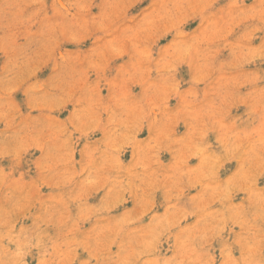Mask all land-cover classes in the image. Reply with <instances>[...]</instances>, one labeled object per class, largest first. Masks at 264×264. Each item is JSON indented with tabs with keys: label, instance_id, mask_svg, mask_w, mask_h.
<instances>
[{
	"label": "rangeland",
	"instance_id": "obj_1",
	"mask_svg": "<svg viewBox=\"0 0 264 264\" xmlns=\"http://www.w3.org/2000/svg\"><path fill=\"white\" fill-rule=\"evenodd\" d=\"M0 264H264V0H0Z\"/></svg>",
	"mask_w": 264,
	"mask_h": 264
}]
</instances>
